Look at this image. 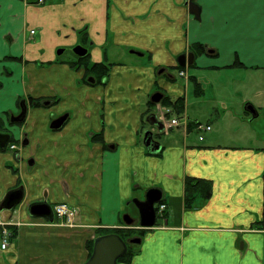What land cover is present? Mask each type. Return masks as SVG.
Listing matches in <instances>:
<instances>
[{
    "label": "crops",
    "instance_id": "0c3cea01",
    "mask_svg": "<svg viewBox=\"0 0 264 264\" xmlns=\"http://www.w3.org/2000/svg\"><path fill=\"white\" fill-rule=\"evenodd\" d=\"M51 1L0 0V134H11L0 148V210L8 192L23 194L2 212L13 222L0 264H86L104 231L140 227L133 200L150 188L162 191L167 220L147 228L140 251L120 264H264V0H195L200 21L189 0H87L77 12L73 0ZM81 38L91 64H109L101 82L57 58V44L73 48ZM190 53L194 63L181 67ZM236 75L227 102L220 84ZM22 99L26 118L11 125ZM177 99L187 126L158 132L157 104L172 109L165 101ZM217 111L242 139L221 142L208 121L200 140L197 123ZM60 116L62 127L52 128ZM192 179L202 184L190 182L188 204ZM42 202L77 207L76 227L32 217L30 206Z\"/></svg>",
    "mask_w": 264,
    "mask_h": 264
},
{
    "label": "water",
    "instance_id": "95a60500",
    "mask_svg": "<svg viewBox=\"0 0 264 264\" xmlns=\"http://www.w3.org/2000/svg\"><path fill=\"white\" fill-rule=\"evenodd\" d=\"M189 13L198 21L201 19V7L195 0H189L188 3ZM63 50L60 51L62 53ZM73 52L79 56L84 57L88 54V49L82 45H77L74 47ZM178 63L181 67H186L187 63L192 65L194 63V54L190 53L189 55L182 54L178 58ZM154 98L156 102H159L161 98L160 94H157ZM254 111V110H253ZM26 106L22 102V112L17 117V120L12 119V122H23L26 118ZM65 121V117L60 118L59 120L53 121L51 127L54 129H59L62 127ZM158 129H162V124L159 123ZM147 134H150V139L153 140V133L146 132L145 135V144L147 142ZM11 140V134H0V148H5ZM22 192L20 190H13L8 192L4 198V202H8L7 206H3L1 210H11L13 209L20 201L22 200ZM162 200V191L158 188H150L146 191L144 199L133 200V204L138 210L139 213V223L143 228H152L155 226L157 221V211L156 204ZM30 215L32 217H40L49 220L50 222L54 221V213L52 206L48 203H34L29 208ZM128 224H132L133 220L126 218ZM132 244H140V238H133L129 241ZM128 251L127 242L124 241L118 234H107L98 237L95 240L93 253L90 259L86 264H117L118 260L126 255Z\"/></svg>",
    "mask_w": 264,
    "mask_h": 264
},
{
    "label": "rangeland",
    "instance_id": "374dc122",
    "mask_svg": "<svg viewBox=\"0 0 264 264\" xmlns=\"http://www.w3.org/2000/svg\"><path fill=\"white\" fill-rule=\"evenodd\" d=\"M28 1H30V2H35V3H37L36 1H33V0H28ZM60 1H63V0H60ZM87 0H73L72 2H71V4L75 7V8H72V11L71 12H73V11H78V10H81L82 8L84 9V10H86V8H85V6L83 5L85 2H86ZM107 1H108V4H109V2H110V0H105V3H106V7H107ZM52 1H49L48 3H51ZM53 2H59L58 0H54ZM60 3V2H59ZM42 4H38V6H41ZM110 10H111V7H108L107 8V15H108V19H107V27H108V32H109V37H110V39H111V37L113 36L112 35V33H111V30H112V27H113V25H111V20L114 18V14L112 13V12H110ZM90 11L92 12V10H91V8H90ZM100 10H98V12H99ZM73 16H74V14H72ZM74 17H76V15L74 16ZM76 22V26H79L80 24L78 23V21L76 20L75 21ZM44 24H45V22H44ZM98 27H100V25L98 26ZM106 27V28H107ZM36 31H37V29H35ZM35 30H32V31H35ZM84 30V29H83ZM32 31H31V34H32ZM82 31V30H81ZM35 34V33H34ZM34 34H32V35H34ZM112 40H114L113 38H112ZM93 41V40H92ZM64 42H67L66 43V50H64L65 48L64 47H61L59 44H57V46H55L56 47V54H57V58L60 60V61H67V62H69V61H76L77 60V57H76V55H74V53H73V49L70 47L71 46V44H70V42H68V41H64L63 40V44H64ZM87 45H89V43L87 44ZM94 48H98V49H100V47L99 46H94ZM94 48H93V50H94ZM103 48V47H102ZM113 49V47L111 48V47H109L108 48V52L110 53L111 52V50ZM61 50H64V52L63 53H59L58 54V52H60ZM92 50V51H93ZM92 51H91V53H92ZM103 54H104V56H105V49L103 50ZM92 55H93V53H92ZM103 58H105V57H103ZM112 56L110 57V59H111V61H113L112 60ZM92 59H95L94 58V56H92ZM117 59V61H123V60H121V59H119V58H116ZM148 62V61H147ZM39 65V64H38ZM51 64H43V66H45V67H49ZM40 66H42L41 64H40ZM237 77H233V76H231V78H229L230 79V81H226L225 83V85H223L222 83L220 84L221 86H222V88H223V92H224V94H225V96L227 97L226 98V100H227V102H229V101H232V99L235 97V93H236V91H237V89H238V86H239V84H238V75H236ZM247 76H248V74H247ZM249 78H250V76H248ZM231 79H234V80H231ZM230 84H231V86H230ZM230 86V87H229ZM208 94H210V97H214V96H216V95H218V84H216V88L213 90V89H211L210 91H208L207 92ZM222 95H223V93H222ZM23 100V99H22ZM21 103V102H20ZM20 103H19V105H20ZM208 104H210V106H208L209 108H211V106H212V104L211 103H208ZM214 105H215V107L217 106L216 104H215V102H214ZM219 110H220V112L222 111V108H219ZM219 111H217V112H215V113H213V115L212 116H210L209 118H206V116H203L201 119H200V121L202 122V123H207L208 121H212L213 123H214V127H213V131H212V133H216V132H219V131H221L220 132V136H221V142H234V139H235V141H236V138L238 139V137L240 138V139H242V137H241V135H240V133H242L244 130H242V129H234V130H231L230 128H229V130H227V131H225L224 130V125H225V123L226 122H228V123H230V121H231V119L230 118H225V119H223L222 118V116H221V114H220V112L218 113ZM228 117H230V116H228ZM232 123H231V125L232 126H237V128H238V126L241 128V126H240V120L238 119V118H236V119H234V118H232ZM145 133V132H144ZM253 134V133H252ZM192 137L194 138L195 136H194V134L192 135ZM78 218H79V215H77V217H76V220H75V222H74V224L73 225H66V227L67 228H69V229H71V228H75L76 227V224L78 223ZM133 218H136V217H134L133 216ZM10 222H13L12 221V219L10 218ZM137 221V220H136ZM133 227V228H132ZM134 227H136V228H134ZM128 230H132V232L128 235L129 236V238H127V239H130V238H140V239H142L143 237H144V234H145V232H147L148 231V229H144V228H140L139 227V225H137V224H134V225H132L131 227H130V229H128ZM11 236H12V233L10 232L9 233ZM146 235V234H145ZM126 239V240H127ZM129 249L130 250H132L133 251V253L135 254V253H138L139 251H140V249H141V246L139 245V244H132V245H129Z\"/></svg>",
    "mask_w": 264,
    "mask_h": 264
},
{
    "label": "trees",
    "instance_id": "16d2710c",
    "mask_svg": "<svg viewBox=\"0 0 264 264\" xmlns=\"http://www.w3.org/2000/svg\"><path fill=\"white\" fill-rule=\"evenodd\" d=\"M195 47H198L200 49V52L204 51L202 49V46H200V45H196ZM196 49H195V51H196ZM71 65H72V67H74V69H77V70H79L80 68H84L86 77L94 76L97 79V81H100V82H101V80H103V78H106V76L110 72L109 64H105V63L91 64L89 62L88 55L83 57V58H78V60H76V62L72 63ZM165 103L167 106L172 108L173 115L175 114V115L179 116L180 114L183 113V103H182L181 99H177L174 102H172L171 100L170 101L168 100V101H165ZM190 182H197L199 184H202L197 179H192V180L188 181V186H187L188 192H187V198H186V203H188V204H189V202H192L190 196L193 195L192 189H190L192 187V186H190L191 185ZM203 186H206V187H204V189H208L206 182H203ZM162 203H163V201H162ZM131 232H132V230H128V229H124V230H122V229H111V230L104 231V234L105 233H117L124 240H126L127 238H129L128 235ZM91 250H92V246H91ZM133 256H134L133 251L129 250L128 253L119 260V262L120 263H130Z\"/></svg>",
    "mask_w": 264,
    "mask_h": 264
},
{
    "label": "built area",
    "instance_id": "2783aa9c",
    "mask_svg": "<svg viewBox=\"0 0 264 264\" xmlns=\"http://www.w3.org/2000/svg\"><path fill=\"white\" fill-rule=\"evenodd\" d=\"M46 0H38V3H44ZM34 33V31H32V34ZM183 75V73H181ZM163 121H165L166 123V130L179 126L181 124L180 119L174 118L171 119L170 121H166L165 120V113L161 111V117H160ZM198 130L202 131V132H209L211 131V127L210 126H204V125H199ZM203 136H200V140H203ZM14 148V146L12 147ZM165 208L164 205L161 206V211H163V209ZM54 212L56 217H58L59 219H62L65 223V225H73L77 214H78V210L76 208H72L70 207L68 204L66 203H62V204H58L54 207ZM9 225L8 222L4 221L1 214H0V231H1V247L2 249H7L9 247V234H8V230H7V226ZM75 225V224H74Z\"/></svg>",
    "mask_w": 264,
    "mask_h": 264
},
{
    "label": "flooded vegetation",
    "instance_id": "af4514ba",
    "mask_svg": "<svg viewBox=\"0 0 264 264\" xmlns=\"http://www.w3.org/2000/svg\"><path fill=\"white\" fill-rule=\"evenodd\" d=\"M84 33H83V31L81 32H78V35H80L81 37H82V35H83ZM87 44H88V42L87 41H85V42H83L82 41V38L79 40V42L75 45V46H77V45H82L83 47H86L87 48ZM74 46V47H75ZM74 47L72 48V49H74ZM88 49V48H87ZM73 51V50H72ZM60 52H58V54H59ZM63 53V52H62ZM74 53V52H73ZM88 53H89V51H88ZM74 55H76L75 53H74ZM76 57H77V60H78V58H83V57H78L77 55H76ZM74 62H76V61H74ZM73 62V63H74ZM72 64V63H71ZM80 69H83L84 70V68H80ZM77 70V69H76ZM85 71V70H84ZM89 79V81H91V82H100V81H97V79L94 77V76H89V77H86V80H88ZM103 79H105V78H103ZM102 81V80H101ZM37 101V102H36ZM35 102L36 103H34V104H40V102H42V100H40V99H37ZM22 102H24V104H25V106H26V110L28 109V105H27V103H26V101L25 100H21V103H20V110H19V113H17L16 115H14V116H12L11 118H10V124L11 125H19V122H17V121H15V122H12V119H16L17 120V117L21 114V112H22ZM43 103V102H42ZM26 114H27V112H26ZM63 117V116H62ZM61 116L60 117H58L56 120H59L60 118H62ZM55 120V121H56ZM22 124V123H21ZM8 134V133H7ZM8 205V202H4L3 204H2V206H7ZM93 247H94V244H93V246H92V251H93ZM92 254V253H91Z\"/></svg>",
    "mask_w": 264,
    "mask_h": 264
}]
</instances>
